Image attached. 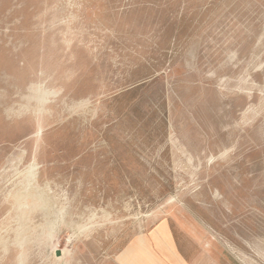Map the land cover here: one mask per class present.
I'll return each instance as SVG.
<instances>
[{"label":"rangeland","instance_id":"obj_1","mask_svg":"<svg viewBox=\"0 0 264 264\" xmlns=\"http://www.w3.org/2000/svg\"><path fill=\"white\" fill-rule=\"evenodd\" d=\"M0 264H264V0H0Z\"/></svg>","mask_w":264,"mask_h":264}]
</instances>
